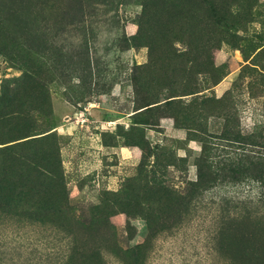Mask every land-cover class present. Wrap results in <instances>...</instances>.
Segmentation results:
<instances>
[{
	"label": "rangeland",
	"instance_id": "1",
	"mask_svg": "<svg viewBox=\"0 0 264 264\" xmlns=\"http://www.w3.org/2000/svg\"><path fill=\"white\" fill-rule=\"evenodd\" d=\"M245 150L264 0H0V264H264Z\"/></svg>",
	"mask_w": 264,
	"mask_h": 264
},
{
	"label": "trees",
	"instance_id": "2",
	"mask_svg": "<svg viewBox=\"0 0 264 264\" xmlns=\"http://www.w3.org/2000/svg\"><path fill=\"white\" fill-rule=\"evenodd\" d=\"M215 155V154H213ZM212 153H206L205 155L203 154V159L200 165H199V170H198V185H201V182L199 181V179H201V181L205 180L207 182H213L217 180L218 176L213 175L211 177V175L208 176L207 179L203 178L202 176L204 175V169H201V167L206 168L205 171L209 172L211 171V166L213 165V161L211 162L209 160L210 157L213 156ZM238 155H240L239 159H235L234 156H223L218 158V163H222L223 164V168H228V170L232 173L229 174L230 177H232V179L238 178V177H242L245 178L246 175L250 172H252V174H256L259 181L260 182V187H261V195L264 197V153H262L261 151H256L255 153H250V150H245L242 153H239ZM237 157V154L235 155ZM218 157V156H217ZM237 160V161H236ZM247 165H249L247 167ZM61 174V173H60ZM238 175V176H234V175ZM251 174V173H250ZM224 180L226 179L228 176H221ZM241 179V180H242ZM262 203H263V198H262ZM239 203V202H237ZM242 205L237 204L236 208L237 210L233 211L232 216H236L237 218H243V219H250L251 217H253V213H255L254 211H252V209H250V207L248 206L247 202H241ZM238 208H240L238 210ZM258 211V210H257ZM256 211V212H257ZM260 214V213H259ZM257 217V214L256 216ZM258 223H260L262 226H264V213H261L258 217Z\"/></svg>",
	"mask_w": 264,
	"mask_h": 264
},
{
	"label": "crops",
	"instance_id": "3",
	"mask_svg": "<svg viewBox=\"0 0 264 264\" xmlns=\"http://www.w3.org/2000/svg\"><path fill=\"white\" fill-rule=\"evenodd\" d=\"M103 147H104V145H103Z\"/></svg>",
	"mask_w": 264,
	"mask_h": 264
}]
</instances>
